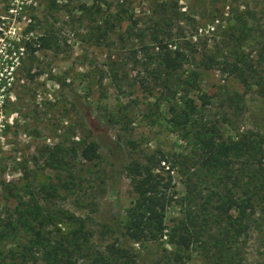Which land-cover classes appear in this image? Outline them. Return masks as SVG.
<instances>
[{
    "label": "rangeland",
    "instance_id": "rangeland-1",
    "mask_svg": "<svg viewBox=\"0 0 264 264\" xmlns=\"http://www.w3.org/2000/svg\"><path fill=\"white\" fill-rule=\"evenodd\" d=\"M155 34L171 49L184 40L196 44L198 58L220 53L230 61L237 50L253 64L258 79L248 87L204 67L199 87L210 105L197 100L198 92L190 96L220 120L225 137L251 132L264 148V0H0V221L12 212V194L44 184L58 189L51 208L83 218L95 246L111 243L106 226L116 217L122 223L134 199L118 173L121 162L156 148L189 155L165 103L147 108L159 97L142 86L153 84ZM27 37L33 55L22 48ZM42 37L48 48L40 46ZM231 96L241 100L239 108L226 102ZM84 140L99 145L94 164L77 165ZM65 161L69 169L57 166ZM185 175L173 174L180 195ZM176 216L177 208H169L167 224ZM255 217L243 264H264V216ZM137 248L141 264H208L192 248L179 251L180 263L167 244ZM10 249L13 241H0L6 262Z\"/></svg>",
    "mask_w": 264,
    "mask_h": 264
},
{
    "label": "trees",
    "instance_id": "trees-1",
    "mask_svg": "<svg viewBox=\"0 0 264 264\" xmlns=\"http://www.w3.org/2000/svg\"><path fill=\"white\" fill-rule=\"evenodd\" d=\"M164 38L153 35L155 68L148 72L153 84L142 86L149 93L157 89L159 97L147 108L165 103L168 121L190 147L189 155L156 148L121 162L118 173L129 181L133 203L124 211L122 223L116 217L106 226L113 242L98 247L83 218L50 207L56 187L43 184L34 192L24 185V195L12 194V212L0 221V241L9 239L15 245L7 252L10 261L1 254L0 264H141L137 247L148 243L173 248L175 263L181 262V249L192 248L208 264H243L247 239L259 221L255 215L264 216L263 140L251 132L225 137L220 120L196 101L210 105L199 87L204 67L228 73L247 87L257 81L256 69L243 63L237 50L230 61L220 53H200L198 58L196 44L184 40L183 47L175 42L171 49ZM40 40L41 47H49L45 37ZM23 47L30 55L36 51L28 37ZM185 65L191 67L184 69ZM193 91L199 93L197 100L190 96ZM226 102L239 108L241 100L231 96ZM152 116L143 118L152 124ZM221 119L225 124L230 116L225 112ZM79 145L77 165L94 164L100 158L97 142L84 140ZM57 166L72 165L65 161ZM178 169L186 173L182 195L173 176ZM173 206L177 216L168 225L166 213Z\"/></svg>",
    "mask_w": 264,
    "mask_h": 264
}]
</instances>
